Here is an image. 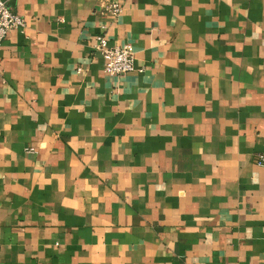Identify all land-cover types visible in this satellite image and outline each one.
Returning <instances> with one entry per match:
<instances>
[{"label": "crops", "instance_id": "obj_1", "mask_svg": "<svg viewBox=\"0 0 264 264\" xmlns=\"http://www.w3.org/2000/svg\"><path fill=\"white\" fill-rule=\"evenodd\" d=\"M6 1L0 264H264V0Z\"/></svg>", "mask_w": 264, "mask_h": 264}, {"label": "built area", "instance_id": "obj_2", "mask_svg": "<svg viewBox=\"0 0 264 264\" xmlns=\"http://www.w3.org/2000/svg\"><path fill=\"white\" fill-rule=\"evenodd\" d=\"M124 8L120 4H111L108 12L112 16H119ZM26 19L13 11L6 0H0V47L12 30H23L26 27ZM95 48L105 58V71L110 75L123 77L135 70L136 51L131 44L110 45L107 32L97 36ZM259 165L264 166V154L258 156Z\"/></svg>", "mask_w": 264, "mask_h": 264}]
</instances>
